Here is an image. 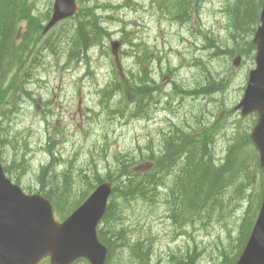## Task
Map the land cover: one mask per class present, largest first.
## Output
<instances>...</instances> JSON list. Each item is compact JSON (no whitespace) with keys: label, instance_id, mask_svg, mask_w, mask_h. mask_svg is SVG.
I'll use <instances>...</instances> for the list:
<instances>
[{"label":"rangeland","instance_id":"obj_1","mask_svg":"<svg viewBox=\"0 0 264 264\" xmlns=\"http://www.w3.org/2000/svg\"><path fill=\"white\" fill-rule=\"evenodd\" d=\"M12 1L13 14L29 19L20 22L16 43H26L17 82L28 94L16 104L4 103L10 111L0 113L1 160L8 175L32 194L40 192V174L46 182L89 172L90 179L110 180L118 188L110 203L120 238L108 235V264H141L138 258L145 255L149 264H184L189 257L193 264H235L264 195L259 153L249 141L257 116L242 118L235 109L255 67L253 38L263 2L254 3L258 22L234 29L233 14L223 10L231 0H194L191 11L179 0H77L76 16L44 36L42 25L55 0ZM90 18L101 22L95 39V33L75 32L92 28ZM113 42L120 45L116 54ZM219 42L227 47L216 55ZM11 67L14 63L1 74ZM12 79L7 76L3 84H14ZM184 126L192 139L211 148L218 165L230 161L225 157L233 144L243 149L238 159L245 164L225 175L222 198L200 190L196 208L173 207L180 198L167 200L173 176L160 178L161 185L143 195L142 188L138 196L127 193L119 165L132 162L144 171L166 136H187ZM198 171L193 187L201 184V173L208 176ZM180 175L188 178L191 172ZM81 186L86 187L77 182L73 200L82 202L95 189L78 194ZM107 223L102 226L110 233L114 223Z\"/></svg>","mask_w":264,"mask_h":264},{"label":"water","instance_id":"obj_2","mask_svg":"<svg viewBox=\"0 0 264 264\" xmlns=\"http://www.w3.org/2000/svg\"><path fill=\"white\" fill-rule=\"evenodd\" d=\"M75 0H56L44 32L75 12ZM255 34L256 68L251 70L242 101L243 115L258 112L250 134L264 170V5ZM117 44H114V48ZM239 63V58L235 64ZM112 185L106 181L63 223L55 220L53 205L42 195H27L9 179L0 160V264H38L50 256L52 264H71L81 257L91 264H105L107 247L97 227L104 216ZM237 264H264V199L247 245Z\"/></svg>","mask_w":264,"mask_h":264},{"label":"trees","instance_id":"obj_3","mask_svg":"<svg viewBox=\"0 0 264 264\" xmlns=\"http://www.w3.org/2000/svg\"><path fill=\"white\" fill-rule=\"evenodd\" d=\"M183 4H186L188 7L189 5L194 3V0H182ZM20 2V0H19ZM261 2H264V0H261ZM255 0H238V5L235 9L234 18L235 21H233V28H245L249 25V23L253 20L258 22V19L256 18V9L254 8ZM14 5L16 3L12 0H1L0 5V113H6L10 111V109H5L3 104L5 105H11L18 103L21 100V97H23L25 94H27V91L20 87L18 85L17 79L18 75L21 69V66L23 64L22 58H20L21 55L24 54V51L26 48V43L16 45V42L18 40L19 35V19L14 18L15 12L14 11ZM234 20V19H233ZM97 20L89 19V24L91 26H96ZM235 22V23H234ZM251 25V24H250ZM232 34V33H231ZM93 37V39H95ZM30 43V42H29ZM20 49V50H19ZM11 63H14V67H11L4 75L1 74V68L6 67V65H9ZM19 66V67H18ZM9 75L13 76V83H10L7 87L3 84L5 78ZM17 83V86H15ZM250 141V140H249ZM205 144L201 145L203 148V154L202 158L193 161V170H191V175L187 178L182 177L180 174L184 171H188L184 168L182 165L184 157L186 155L184 153H180L181 147H179V142L175 145L174 140L169 142L167 145V152L161 156V164L162 166H165L164 173L165 175L162 177H168L173 176L172 178L175 179L174 185H172L170 191L173 194V197L180 196L179 201H188L189 200V209L196 208L195 206L198 201V192L200 190H203L205 195H208L211 197V199H217L219 201L222 196L225 193V189L227 188V182L225 183V175L232 174L236 172L237 170H240V168L245 164L243 160H239L238 157L242 153V151L239 150L240 147H233V154L232 159L227 162L226 165L229 166V171H226L225 173L221 171L220 173H217L216 175H213L209 170L210 168H207L209 161L206 159L207 152L206 149H208V145L204 146ZM204 146V147H203ZM164 153V151H163ZM232 155V154H231ZM150 156V155H149ZM173 157H177L173 158ZM151 160V156H150ZM227 160V159H226ZM148 162V161H147ZM153 163V161H152ZM211 163V162H210ZM198 170H204L207 172L208 176L207 179L202 176L200 177L201 184L198 186L193 187L194 185V179L199 178V171ZM222 169H219V171ZM89 172V171H88ZM92 173H81L77 176L76 179H73L72 181H58V179H54L51 182L45 181L44 176L40 174V181H41V188L40 192L43 193L46 197L51 199L57 209V211L62 215L66 216L70 214L81 202L73 200L72 197L74 194V191L76 189L77 182L83 183L86 185L81 186L80 191L78 194L85 192L86 190L84 188H95L97 184H99L102 180L101 177H93L90 179V175ZM95 174V173H93ZM171 174V175H170ZM159 173L154 169L153 165L149 168L147 167L144 169V171H137L135 173V178L132 180L127 181L126 188H128V192L131 195L132 192H130L131 186L133 189H137L139 186L142 188L141 194L143 195V191L148 189V187H155V185H160V179ZM194 178V179H193ZM185 179V180H183ZM93 181V183L90 184V181ZM51 183V184H50ZM129 184V185H128ZM193 185V186H192ZM205 186V187H204ZM177 187V189L175 188ZM205 188V190L203 189ZM118 191V188L116 189ZM138 196V195H134ZM206 196V198L208 197ZM205 200V199H204ZM203 200V201H204ZM113 212V205L110 204L108 213L105 217L104 223L108 225V222H111V214ZM106 218H108L106 220ZM110 233H108L105 230V227H102L100 230V237L104 242H107L108 245H111V243L108 241V239H111L108 237L112 234V239L115 241L120 238V231H116L115 227H112V225H109ZM115 231V232H114ZM111 241V240H110ZM110 247V246H109ZM146 256V255H145ZM139 257L141 264H149L151 261L150 257ZM137 259V260H138ZM179 264V263H178ZM183 264V261H182ZM184 264H193V260L191 257H189V262L184 261Z\"/></svg>","mask_w":264,"mask_h":264},{"label":"bare ground","instance_id":"obj_4","mask_svg":"<svg viewBox=\"0 0 264 264\" xmlns=\"http://www.w3.org/2000/svg\"><path fill=\"white\" fill-rule=\"evenodd\" d=\"M180 3L183 5V1L182 0H179ZM236 1V2H235ZM199 4L203 3L204 0H198ZM238 5V0H231L229 2H227V4L225 5L224 7V13L227 14L228 17L229 16V13H232L234 15L235 13V9ZM194 7V4H191L189 5V8L188 10L191 11ZM232 9V12H230L229 10ZM187 10V11H188ZM231 14V15H232ZM50 21V18H47L46 19V22L44 23V25L42 26H46L48 25ZM99 22L101 23L99 20L96 21V23ZM100 29L99 26H93L92 28H89V29H86V28H83V29H80V28H76L75 29V32H82V33H85L88 37H91V35L93 36V34L96 32L97 29ZM54 28L52 27L50 30H48V32H50L51 30H53ZM96 36V33L94 35V37ZM215 40V39H214ZM218 42V41H217ZM227 46H223L220 42L216 45V55H221L224 51V49L226 48ZM235 65H238V64H235ZM218 82H221V81H218ZM216 82V83H218ZM145 83H149V81H146ZM153 88L155 90H159V87H157L156 85L153 86ZM217 90H218V87H217ZM203 92V91H201ZM200 94V93H199ZM240 115L242 118H247V117H252V116H257V119H258V112H253V113H250V114H247V115H243L241 112H240ZM257 119H255L254 123H253V128L254 126L257 124ZM252 128V129H253ZM184 131L185 133L187 134V136H183V134H179V135H176L175 133H171L169 136H166L163 140V142L161 143V147L163 148L160 152L159 150L158 151H153L152 149V156H151V161H153V167L154 169L159 173V175L162 177L165 175V173L163 172L164 171V167L165 166H162L161 164V156L163 154H165L167 152V145L169 144V142H171L172 140H174V143L175 145L177 144V142H179V147H181V151L180 153H184L186 155V157H184L183 159V162H182V165L184 166L185 169H187L188 171H191L193 170V161L195 160H198V159H201L202 158V154H203V148L201 145L205 144L204 140H198L197 138L195 139H192L191 136H192V133L190 132L191 129H189L188 127H185L184 126ZM180 135H182L181 137H179ZM195 144H194V143ZM241 144H244L246 145L247 142H241ZM250 143H248L247 145H249ZM252 144V143H251ZM236 146V147H240L238 144H233L232 146L229 147L228 149V152H227V155L225 157V161L226 159H229L231 160L232 159V156L233 154H235L233 152V147ZM153 148V147H152ZM251 149V148H250ZM240 151H242V148H239ZM164 151V153H163ZM158 152V153H156ZM206 159L209 161L208 165L206 166L207 168H210L211 170H209L211 173H213V175H216L217 173H220L221 171H223L224 173L226 171H229V166L226 165V164H221V165H218L217 162L215 160H213V155L211 154V148H209L208 146V149H206ZM232 154V155H231ZM224 155V154H223ZM173 158H176L177 157H173ZM223 158V156H222ZM222 158H219V159H222ZM224 161V162H225ZM211 162V163H210ZM223 162V163H224ZM186 165H185V164ZM133 163L131 162V164H129L127 166V164L121 166L119 165V172L122 174V176H124V179L126 181H129V180H132L135 178V173L138 171L137 167L135 165H133ZM224 165V167H223ZM219 169H222L219 171ZM171 175V174H170ZM102 181H104V179L101 178ZM101 181V182H102ZM159 185H155V187H157ZM140 189L141 188H137V189H131L130 192H132V194L134 195H139L140 193ZM164 189L166 190V188L164 187ZM167 192V190H166ZM168 193V192H167ZM170 195V194H169ZM175 197L172 198V196L170 195L169 201H172ZM179 200V199H178ZM189 200L188 201H177V203H175L173 205V207H178V208H184V209H188L189 208ZM110 223H114L112 225V227H115V229L117 228V225L115 224V222H110Z\"/></svg>","mask_w":264,"mask_h":264}]
</instances>
